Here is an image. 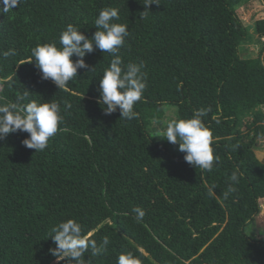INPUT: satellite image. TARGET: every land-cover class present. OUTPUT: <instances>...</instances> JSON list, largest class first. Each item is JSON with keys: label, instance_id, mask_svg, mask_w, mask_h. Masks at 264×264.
I'll return each mask as SVG.
<instances>
[{"label": "trees", "instance_id": "trees-1", "mask_svg": "<svg viewBox=\"0 0 264 264\" xmlns=\"http://www.w3.org/2000/svg\"><path fill=\"white\" fill-rule=\"evenodd\" d=\"M244 1L160 0L147 10L145 0H20L0 13V76L15 73L0 96L15 101L28 91L29 100H56L64 117L43 151L21 143L26 132L0 140V264H66L51 255L48 235L67 218L98 244L109 237L107 251H89L84 264H117L127 251L142 264H264V238L245 233L264 199V162L254 152L264 139V54H240L253 43L236 11ZM105 7L117 8L114 22L128 27L124 63L143 61L147 73L133 120L105 115L97 103L109 53L86 54L88 68L78 69L70 92L42 79L34 62L19 63L38 44L59 47L68 24L90 37ZM254 33L264 38V18ZM9 49L16 55L4 57ZM166 107L175 119L210 109L203 120L217 158L211 171L187 163L163 138ZM229 186L235 191L225 196Z\"/></svg>", "mask_w": 264, "mask_h": 264}, {"label": "clouds", "instance_id": "clouds-1", "mask_svg": "<svg viewBox=\"0 0 264 264\" xmlns=\"http://www.w3.org/2000/svg\"><path fill=\"white\" fill-rule=\"evenodd\" d=\"M20 0H0V13H6L18 6ZM160 4V0H145L144 6ZM144 12V11H143ZM142 12V13H143ZM119 10L114 7L101 9L94 21L96 31L90 36L73 24H68L59 37L60 46L55 42L38 44L31 49V55L19 61L35 63L41 72V78L51 79L57 89L70 92L68 85L77 77L78 69H87L84 57L99 49L107 52L113 58L109 66L104 69L99 78V96L97 103L102 107L105 115L119 111V117L133 120L138 117L134 110L137 102L143 98L147 87V73L144 71L143 61L139 63H124L119 54L120 48L129 36L128 27L119 20ZM4 57L16 55L14 49L2 53ZM76 59L73 60L72 57ZM13 75L0 76V92L13 81ZM29 92L25 91L15 101L0 96V140L10 133L26 132L21 143L35 152L43 151L49 141L57 133L64 117L61 104L56 100H29ZM25 101H28L25 103ZM71 107L65 101L64 109ZM210 111L208 108H199L193 111L188 118L172 119L163 131V138L172 144H178V150L184 153V160L195 168L211 171L214 161L213 133L203 120ZM218 122V121H217ZM159 123V121H154ZM233 184L239 182V171L231 174ZM235 188L229 186L225 196L234 192ZM135 219L141 222L145 216L142 208L133 209ZM55 245L49 249L56 261H66V264H84L85 254L89 251L91 256H98L107 251L109 237H103L98 244L92 239L93 233L84 234L83 224L76 218H67L52 225L49 235ZM117 264H142L141 259L133 252L120 254Z\"/></svg>", "mask_w": 264, "mask_h": 264}, {"label": "rangeland", "instance_id": "rangeland-1", "mask_svg": "<svg viewBox=\"0 0 264 264\" xmlns=\"http://www.w3.org/2000/svg\"><path fill=\"white\" fill-rule=\"evenodd\" d=\"M237 14L243 24L253 33V43L244 44L240 47L242 57H256L264 54V40L257 37L254 33V23L256 20L264 18V0H246L236 7ZM173 108V107H172ZM172 108L166 107L161 125L167 124L170 120L175 119ZM174 109V108H173ZM247 117H243L245 121ZM243 128V126H242ZM163 130V129H162ZM256 157L264 162V139H259L254 147ZM260 211L249 225L245 228V233L249 236L264 238V199L259 200Z\"/></svg>", "mask_w": 264, "mask_h": 264}, {"label": "built area", "instance_id": "built-area-1", "mask_svg": "<svg viewBox=\"0 0 264 264\" xmlns=\"http://www.w3.org/2000/svg\"><path fill=\"white\" fill-rule=\"evenodd\" d=\"M261 40H264V38H261Z\"/></svg>", "mask_w": 264, "mask_h": 264}]
</instances>
